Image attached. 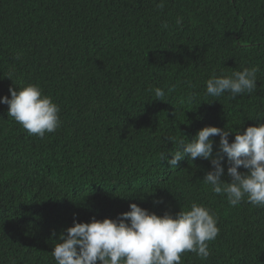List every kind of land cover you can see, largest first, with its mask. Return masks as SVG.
<instances>
[{
    "label": "trees",
    "instance_id": "trees-1",
    "mask_svg": "<svg viewBox=\"0 0 264 264\" xmlns=\"http://www.w3.org/2000/svg\"><path fill=\"white\" fill-rule=\"evenodd\" d=\"M245 67L259 68L252 94L206 95L210 77ZM28 84L59 106L60 124L29 135L0 104V264H56L74 216L114 219L130 203L175 215L193 202L220 231L206 260L188 252L181 264H264V207L215 194L209 161L159 160L203 127L264 123V0H0V97Z\"/></svg>",
    "mask_w": 264,
    "mask_h": 264
},
{
    "label": "clouds",
    "instance_id": "clouds-1",
    "mask_svg": "<svg viewBox=\"0 0 264 264\" xmlns=\"http://www.w3.org/2000/svg\"><path fill=\"white\" fill-rule=\"evenodd\" d=\"M157 7L162 9L164 4ZM182 23L183 18L178 17L176 24ZM258 71V67H245L231 75H213L205 82L206 95L218 98L227 93L234 99L241 94H252ZM13 76L14 72L10 71L7 78L12 81ZM173 90L169 88L168 92ZM149 91L154 93L155 100H165L163 89L156 87ZM8 92L10 98L0 97V104L8 106L7 115L29 135L43 138L57 130L60 108L37 85L28 84L18 90L9 87ZM230 134L234 135L231 142ZM216 136L219 142L214 155L211 138ZM167 140L173 142L172 137ZM175 143L174 151L169 149L159 154V160L166 161L171 169L185 158L191 163L198 158L209 161L210 169L202 180L215 194L225 195L231 207L242 202L264 207V123L249 126L243 132L206 126L190 141L183 136L175 139ZM225 164L229 182L222 179ZM240 168L246 171H238ZM154 203H164L163 198ZM129 209L114 219L92 218L77 223L74 216L72 226L64 230L60 242L52 248L56 264H181L182 254L188 252L206 260L210 255L209 242L219 235L215 214L202 204L193 202L188 210L180 209L175 215L169 212L157 215L136 203H130Z\"/></svg>",
    "mask_w": 264,
    "mask_h": 264
}]
</instances>
